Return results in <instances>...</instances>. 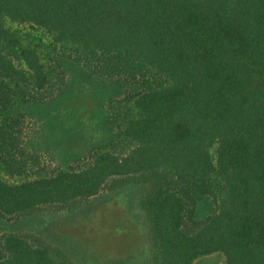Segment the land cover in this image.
<instances>
[{"label":"trees","instance_id":"trees-1","mask_svg":"<svg viewBox=\"0 0 264 264\" xmlns=\"http://www.w3.org/2000/svg\"><path fill=\"white\" fill-rule=\"evenodd\" d=\"M0 264H264V0H0Z\"/></svg>","mask_w":264,"mask_h":264},{"label":"rangeland","instance_id":"rangeland-1","mask_svg":"<svg viewBox=\"0 0 264 264\" xmlns=\"http://www.w3.org/2000/svg\"><path fill=\"white\" fill-rule=\"evenodd\" d=\"M67 232L87 236L100 248L112 252L127 249L137 240L133 231L123 221L116 208H106L99 212L97 219L85 225L70 228Z\"/></svg>","mask_w":264,"mask_h":264}]
</instances>
